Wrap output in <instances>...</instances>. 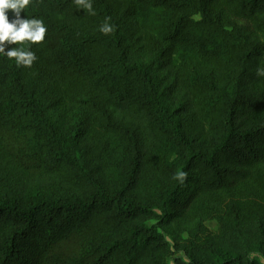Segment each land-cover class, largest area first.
I'll use <instances>...</instances> for the list:
<instances>
[{"label":"trees","instance_id":"16d2710c","mask_svg":"<svg viewBox=\"0 0 264 264\" xmlns=\"http://www.w3.org/2000/svg\"><path fill=\"white\" fill-rule=\"evenodd\" d=\"M21 15L47 33L0 56V264H264V0Z\"/></svg>","mask_w":264,"mask_h":264},{"label":"clouds","instance_id":"9594fccd","mask_svg":"<svg viewBox=\"0 0 264 264\" xmlns=\"http://www.w3.org/2000/svg\"><path fill=\"white\" fill-rule=\"evenodd\" d=\"M30 2L31 0H0V56L14 60L17 66L23 67H31L37 59L29 45L40 44L47 33L42 19L22 17L21 13L25 12ZM77 3L85 4V0H77ZM86 7L91 10L92 6L88 3ZM9 11L14 15L11 21ZM112 30L107 22L100 26V31L104 34H109ZM7 45L16 47H6ZM258 74L264 75V71L258 70Z\"/></svg>","mask_w":264,"mask_h":264}]
</instances>
